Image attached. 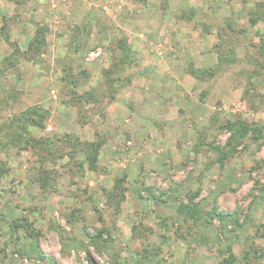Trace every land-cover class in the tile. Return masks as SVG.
<instances>
[{"label": "rangeland", "instance_id": "374dc122", "mask_svg": "<svg viewBox=\"0 0 264 264\" xmlns=\"http://www.w3.org/2000/svg\"><path fill=\"white\" fill-rule=\"evenodd\" d=\"M263 4L0 0V29H7V41L0 31V68L14 44L25 50L37 25L47 29L42 61H25L6 72L22 91L13 111L37 104L49 112L43 128L28 127L37 136L68 132L91 140L101 133L106 142L99 164L108 169L80 168L67 155L39 168L33 150L0 145V160L8 168L0 177V264H46L38 250L59 264H134L138 258L145 264H218L228 245L237 264H264V69L259 66L264 59L258 50ZM181 9H194L191 19L182 18ZM86 21H91L89 49L79 55L88 77L78 89H93L101 102L86 105L93 118L83 122L76 107L62 102L68 89L59 77L72 27ZM218 33L234 38L227 47L234 59L220 72ZM122 34L135 49V60L124 73L129 81L109 87L101 69L111 61V39ZM253 69L258 75L249 73ZM72 72L81 77L75 67ZM8 83L0 79V97L9 93ZM7 113L0 109V120ZM239 116L262 123L261 137L243 139L221 164L230 135L224 124ZM81 158L83 153H75V160ZM123 173L127 189L116 212L104 189ZM197 191L198 211L186 218L178 205ZM213 208L237 211L232 216L238 224L230 217L219 220ZM99 230L103 242L93 245L90 236Z\"/></svg>", "mask_w": 264, "mask_h": 264}, {"label": "trees", "instance_id": "16d2710c", "mask_svg": "<svg viewBox=\"0 0 264 264\" xmlns=\"http://www.w3.org/2000/svg\"><path fill=\"white\" fill-rule=\"evenodd\" d=\"M264 5V4H263ZM261 8V7H259ZM258 8V10H259ZM181 17H186L191 19L190 16L194 9H191L190 12H187L186 9H181ZM264 17V16H263ZM97 21V17H94ZM99 18V17H98ZM179 18V17H178ZM95 21V20H94ZM91 21H86V23L81 25H74L72 27L71 33L68 37L67 41V52L65 56L62 58L61 62L63 65L61 66V76L59 77V81L62 82L64 87H67L68 94L66 96L68 99L62 100L65 105L69 107H76L77 116L78 113L81 115L83 122H88L90 119L93 118V115L87 116V114L92 110L91 108H87V104H98L101 102L98 95L94 92L93 89H86L80 90L78 87L83 86L87 82V69L82 68V63L80 62V51L86 49L88 51L89 47V36L91 29L89 25ZM226 29H229L232 33H238L242 30L238 28H229L226 26ZM6 27H1V35H3L4 39L7 41V32ZM222 33H225L224 28H222ZM46 34L47 29L42 25H37L33 37L29 40L28 45L25 50H20L16 44H14V49L12 53L8 56H5L2 59L0 72L1 74V81L3 79L8 80V86L11 89L7 88V94L2 95L0 97V109H6L8 111L7 115L0 120V140L6 139V141H0L1 146H16L19 149L23 150H33L34 154L38 156V162L40 163L39 168L42 164L46 163L47 160H51L53 162L58 161L59 159L68 156L70 163H74L76 166L82 168L83 166L93 172L101 171L102 173H107L108 169L104 165L99 164V154L106 142V137L101 133L96 131V136L91 140H82L77 134H72L68 132L63 133H54L45 136H37L34 135L29 126H34L37 128H43L44 123L43 121L46 119L47 115L49 114L48 111L43 109L42 106L34 104L28 105L17 112L13 111V103L18 100L21 90H18L15 86L16 84L8 79L6 72L8 70H15L17 71V67L19 63L22 62H30V63H37L42 61V55L46 52ZM233 36V35H232ZM222 36L218 33V42L216 44L217 52L219 54L218 58V65H217V72H220L222 69V64L229 63L234 58V53H231L230 49H227L232 41L234 40L233 37ZM106 36H102V39ZM259 45V52L260 56L264 59V37L260 39ZM227 49V51H226ZM108 50L111 54V61L107 67L101 69L102 74V83L106 84L107 86L111 87L115 84L119 85L122 82L127 83L129 80L124 76L125 71L127 68L134 63L136 51L131 47L130 44L127 42V37L125 34H122L120 37H115L111 39L109 43ZM232 55L230 57V55ZM260 68L264 69V60L261 64H259ZM79 70V75L81 77H76L73 74V68ZM211 74L213 72H210ZM250 74H256L257 69H253L249 72ZM20 79L19 76H17ZM81 80V84L79 81ZM113 84V85H112ZM105 85V86H106ZM106 86V87H107ZM2 90V87L0 88ZM5 90V89H4ZM3 90V91H4ZM3 107V108H2ZM96 112V111H95ZM94 112V113H95ZM103 114V113H101ZM102 116V115H100ZM261 125L262 123H258L255 121L249 122L244 120L242 117H236L234 120H228L224 124L227 130L230 131V135L227 138L225 146H222L225 151H222L219 157V163L222 164V161L227 158L231 157L235 154L237 145L242 143L243 139L257 141L261 137ZM245 145V144H244ZM243 145V146H244ZM219 147H217L218 149ZM75 153L80 154L83 153V158L79 160H75ZM69 165V164H68ZM70 168L71 164L69 165ZM44 170H47L44 168ZM8 171L7 166H5L4 161L0 160V177ZM54 173V172H52ZM125 178L126 175L123 173L122 176L114 177L113 184L110 189H104V196L107 199V203L114 206V210L118 212L120 210L121 204L125 199V193L127 187L125 186ZM46 179H48L46 177ZM46 179L41 178L40 183L42 186H46L48 182ZM178 186V185H177ZM196 193L188 195V201L186 203H179L178 211H184L183 215L187 217H193L196 211H198L196 205L198 202L194 201ZM140 197V196H139ZM193 203V204H192ZM194 205V206H193ZM108 206V205H107ZM211 214V213H209ZM213 214L218 216V219L223 221L228 219L229 217L236 221L237 219L234 218L232 215H237V211L232 213H218L215 208H213ZM19 221V220H18ZM20 222V221H19ZM238 224V223H237ZM29 225V224H28ZM17 225H14L16 227ZM137 226H132V233H137ZM102 231L93 234L90 236V242L94 245L98 244L99 242H103L102 240ZM30 236H33L31 232H28ZM227 256L223 258V263L218 264H237L238 258L237 256L231 251V246H227ZM250 250V248H249ZM144 250L140 253V256L143 258H147V253ZM38 256L40 260L45 261L46 264H59L56 260L48 257H44L43 254L38 250ZM249 256V251L243 255L244 259H247ZM134 264H145L138 258V261Z\"/></svg>", "mask_w": 264, "mask_h": 264}, {"label": "crops", "instance_id": "0c3cea01", "mask_svg": "<svg viewBox=\"0 0 264 264\" xmlns=\"http://www.w3.org/2000/svg\"><path fill=\"white\" fill-rule=\"evenodd\" d=\"M113 111V110H112ZM115 138V137H114Z\"/></svg>", "mask_w": 264, "mask_h": 264}]
</instances>
